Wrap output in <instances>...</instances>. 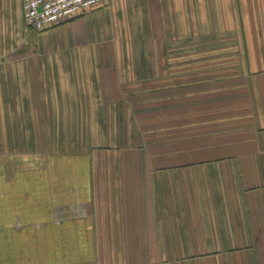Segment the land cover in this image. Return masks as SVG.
Segmentation results:
<instances>
[{"label": "crops", "instance_id": "crops-1", "mask_svg": "<svg viewBox=\"0 0 264 264\" xmlns=\"http://www.w3.org/2000/svg\"><path fill=\"white\" fill-rule=\"evenodd\" d=\"M0 264H264V0H0Z\"/></svg>", "mask_w": 264, "mask_h": 264}, {"label": "built area", "instance_id": "built-area-1", "mask_svg": "<svg viewBox=\"0 0 264 264\" xmlns=\"http://www.w3.org/2000/svg\"><path fill=\"white\" fill-rule=\"evenodd\" d=\"M26 30L40 33L60 23L84 17L109 0H20Z\"/></svg>", "mask_w": 264, "mask_h": 264}]
</instances>
